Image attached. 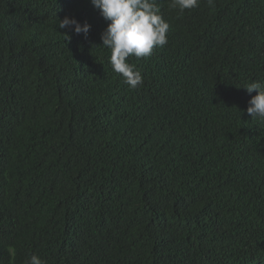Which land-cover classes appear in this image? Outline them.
Listing matches in <instances>:
<instances>
[{
    "label": "trees",
    "instance_id": "trees-1",
    "mask_svg": "<svg viewBox=\"0 0 264 264\" xmlns=\"http://www.w3.org/2000/svg\"><path fill=\"white\" fill-rule=\"evenodd\" d=\"M170 2L133 89L92 0H0V264H264V0Z\"/></svg>",
    "mask_w": 264,
    "mask_h": 264
},
{
    "label": "clouds",
    "instance_id": "clouds-1",
    "mask_svg": "<svg viewBox=\"0 0 264 264\" xmlns=\"http://www.w3.org/2000/svg\"><path fill=\"white\" fill-rule=\"evenodd\" d=\"M201 0H171L170 7L180 13L200 6ZM93 5L100 10L102 17L110 21L102 34V46L110 50L112 70L121 74L125 83L136 89L143 84L142 74L128 62L130 56L147 58L157 47L168 43L167 33L170 25L160 14L156 0H92ZM210 7L215 6V0H208ZM60 29H68L85 36L90 31V25H81L75 18L65 16L58 19ZM249 93L258 90V95L249 101L247 112L253 119L264 121V86L253 82L244 86ZM25 264H44L37 255L25 260Z\"/></svg>",
    "mask_w": 264,
    "mask_h": 264
}]
</instances>
